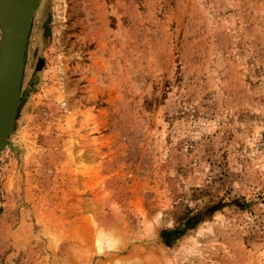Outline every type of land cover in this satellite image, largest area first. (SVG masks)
Returning a JSON list of instances; mask_svg holds the SVG:
<instances>
[{
	"label": "rangeland",
	"instance_id": "1",
	"mask_svg": "<svg viewBox=\"0 0 264 264\" xmlns=\"http://www.w3.org/2000/svg\"><path fill=\"white\" fill-rule=\"evenodd\" d=\"M16 122L0 264H264V0H41Z\"/></svg>",
	"mask_w": 264,
	"mask_h": 264
},
{
	"label": "water",
	"instance_id": "2",
	"mask_svg": "<svg viewBox=\"0 0 264 264\" xmlns=\"http://www.w3.org/2000/svg\"><path fill=\"white\" fill-rule=\"evenodd\" d=\"M14 1L15 15L10 11L13 0H0V29L3 33L0 43V152L7 145L13 148L9 138L18 119L28 37L33 16L41 2L28 0L24 5V0Z\"/></svg>",
	"mask_w": 264,
	"mask_h": 264
},
{
	"label": "bare ground",
	"instance_id": "3",
	"mask_svg": "<svg viewBox=\"0 0 264 264\" xmlns=\"http://www.w3.org/2000/svg\"><path fill=\"white\" fill-rule=\"evenodd\" d=\"M25 1H26V3H25ZM14 2H15V1L13 0V4H12V5L10 4V5L12 6V7H11L12 10H10V11L13 12V14L15 15V13H14V11H13ZM28 2H29L28 0H24V5H26ZM27 9H28V8H27ZM16 18H19V17H16ZM25 19H26V18L24 17V20L22 21L21 28H22V26L24 25ZM1 33H2V32H1ZM2 39H3V33H2Z\"/></svg>",
	"mask_w": 264,
	"mask_h": 264
}]
</instances>
